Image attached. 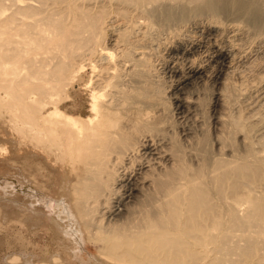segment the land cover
<instances>
[{
    "label": "bare ground",
    "instance_id": "6f19581e",
    "mask_svg": "<svg viewBox=\"0 0 264 264\" xmlns=\"http://www.w3.org/2000/svg\"><path fill=\"white\" fill-rule=\"evenodd\" d=\"M131 8L139 12L132 18ZM248 31L264 46V0H0L5 152L38 159L28 182L44 168L64 178L63 218H76L100 264H264V149L248 129L264 146V122L247 126L243 113H227L251 89L231 79ZM199 50L221 66L215 154L192 129L179 142L170 136L154 87L173 78L176 114L193 117L200 99L189 87L207 72ZM255 77L264 86V65ZM76 85L87 95L86 115ZM239 138L243 154L234 149ZM75 229L67 233L74 244ZM36 264L70 263L57 253Z\"/></svg>",
    "mask_w": 264,
    "mask_h": 264
},
{
    "label": "rangeland",
    "instance_id": "374dc122",
    "mask_svg": "<svg viewBox=\"0 0 264 264\" xmlns=\"http://www.w3.org/2000/svg\"><path fill=\"white\" fill-rule=\"evenodd\" d=\"M190 2L191 1H189L188 3V1H186L187 3L186 6L189 9L191 8L190 7L191 4H193L192 2L191 3ZM194 3L195 4H193V7L194 5H196V2ZM178 4H174V5H176V7H180L182 6V4L184 5V3L181 4V2L179 6ZM188 4L190 6H188ZM165 6L161 5L158 8L162 9V7ZM129 11H131V13L129 12L131 18L132 16L135 15L137 16L139 13L134 8L129 9ZM159 11L163 12V10L161 11L160 9H158V12ZM161 14L162 13H158L157 15L162 19V17L164 18V16ZM204 15H202L203 19L204 17L205 19L211 17L209 14H207L206 16ZM228 16L230 17L231 15L229 14L224 15V18ZM224 18L222 19V21L225 20L224 23L226 24L228 23L227 25H229V23L231 22L230 18L232 17L228 18L229 20ZM153 32H154V36L156 35L158 36V30H156V28ZM248 32H244L246 33L245 36H243L244 33H242L241 37L242 36L243 37L240 38V40L238 41L240 49L244 51V53L241 52L242 54L236 58L231 73L232 74L231 79L233 81L238 80L237 81L238 84L242 83L243 89L245 88L248 90V88H251L252 90L251 89H249L248 91L246 90L248 93L246 92L244 97L241 98L243 102L239 99L234 98V100H232L233 106H229L228 109L230 111L228 112L227 109V113H232L235 114L236 116L239 113L241 114L243 113L242 115L245 116V118H247L244 119L246 125L250 126V123L252 121L255 123L258 122L256 123L258 125L261 124V121L264 122L263 120L264 119V96H263L264 86H261V84L259 85L260 79L259 78L257 79L255 77V73L262 70L264 65V57H263L264 46H262V43H259L260 40H258L257 38H251L253 37L251 34L252 31L249 32L250 34ZM243 38H245L246 40ZM204 41H206V39ZM242 42L244 45L242 44ZM198 52H196L197 56H195L196 58L195 57L194 58L196 61H198V63H203V64L205 63L204 67L205 68L207 67L206 71L208 73L206 72V76L204 77V80L202 79L203 81L196 80V82L194 81L195 83L193 82L194 84H192V86L189 87L190 88L189 91L192 90L195 92L198 91L197 93L199 94L198 100L200 99V101H197V106H196L198 110L196 109L195 111L197 114L194 112L193 117L191 116L189 117V115L181 114V113L179 115L176 114L175 99H169V96L173 93L170 83V80H172L173 78H166V81L160 80V82L155 83L154 87L160 89L159 90L160 95L163 96L162 97L163 101H165V103L163 104L164 105L166 104L165 107L161 103L162 105H160V107L161 109H164L163 118H166L164 120L165 122L167 121L166 123L169 126L168 129L169 134L171 133L175 134V135L171 134L170 136H172L176 141H178L177 139L181 138L179 140L181 141L183 140V138H185L182 135L186 131H189V129H192V131L195 132L196 138L198 139L201 138L202 140H205L204 143L200 139L201 143L203 142L202 143L203 150L205 149L207 152L209 151L210 154L211 153L215 154L217 153V147L215 145V138L217 133L215 132L213 120L216 115L221 113V110L215 107L214 97L216 94L215 92L217 91V88L219 86L218 83L215 84L214 77L218 71L220 72L219 69H221V66L219 62L216 64V62L208 61L209 55H207L208 54L207 51L204 52V50H199ZM156 55L155 56L152 55V58L153 60H155L154 62L159 70L163 58H161V54L160 55L156 54ZM204 56L207 58H205ZM254 56L256 58H259L257 59V61L258 60L260 61L261 59V63H263V64L258 63V65L255 66L256 71L254 70V67H251L249 65L250 63L249 61H251V59ZM239 71L240 72L242 71V73H240ZM88 74L90 75V73ZM89 75H86L85 80L89 78ZM154 80L157 79L155 78ZM82 88L83 87L78 85L75 86L76 92H79L77 102L78 104L82 105V107H84L82 109L84 111L82 112V114L86 115L88 114L87 95L85 94ZM254 90L256 91V93ZM249 92L252 95L249 94ZM235 99L236 101L237 100L239 101L236 102ZM239 104H241L242 106H240ZM198 106L200 107L198 108ZM7 129L8 126L2 120H0V264H13L12 258L16 256L19 257L18 264H30V263L36 264L39 261L42 262L49 259V257L57 253H60L65 259H67V261L70 264H100L99 262L96 261L97 255L94 248L90 243L86 242V238H84L85 235L83 234L84 231L83 227L80 228V225H78V221L76 220V218L74 217H71L69 219L63 218L69 212L68 210L66 211L62 207L64 206L62 205V203H64L66 199L64 197L62 198L61 196H58V194L59 195L62 194L61 190L64 187V183L62 180H64V178L57 172H53L50 169H48L47 171V169L44 168V169H40V171H38L39 169L37 170L38 175L42 174L37 177V180H32L31 182H28L29 175H31L32 170L34 171L35 169L32 168V170H28V168L30 166L35 167V165L38 164L39 161L36 158H32V160L30 159L26 161L24 157H20L21 154L20 151L18 150L17 151L12 150V152L14 151L12 155L7 154L4 148L8 145L7 141L11 136L10 134L11 131ZM248 129H249V137L250 139H252V141H254L256 149L257 150H261L262 148L264 149V146L258 144L257 141L259 139L258 137L259 131L255 134L256 132L255 129H253V131L252 128L250 127ZM227 132H229L228 129L225 131V133H223L224 137L228 135L231 136ZM233 135L234 136L232 137H234L235 139L237 137V134H233ZM223 136L221 135V138ZM226 140H227L226 144L229 145L228 143L229 140L227 139V137ZM209 143L212 146H210ZM238 144L236 145V147H234V149L236 150L235 152H237V154H241V153L243 154L244 149L243 147H241L240 138ZM185 145L187 146L188 149H190L192 146L187 141L185 142ZM200 150L202 149L200 148ZM32 179H34V177H32ZM32 189H35L36 192H33ZM35 194L37 197L35 196ZM34 197H36L37 199H34ZM73 228L74 229L76 228L75 230L79 235L78 238H75L76 240L75 244L71 241V239H69V236L67 234L69 230ZM79 240L80 242L82 241V244L79 243ZM28 259L30 260V262H26Z\"/></svg>",
    "mask_w": 264,
    "mask_h": 264
}]
</instances>
